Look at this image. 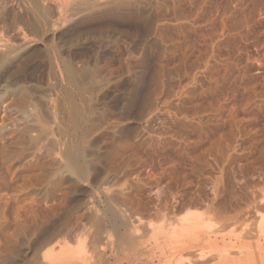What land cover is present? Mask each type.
<instances>
[{"label":"rangeland","instance_id":"374dc122","mask_svg":"<svg viewBox=\"0 0 264 264\" xmlns=\"http://www.w3.org/2000/svg\"><path fill=\"white\" fill-rule=\"evenodd\" d=\"M226 258L264 264V0H0V264Z\"/></svg>","mask_w":264,"mask_h":264},{"label":"bare ground","instance_id":"6f19581e","mask_svg":"<svg viewBox=\"0 0 264 264\" xmlns=\"http://www.w3.org/2000/svg\"><path fill=\"white\" fill-rule=\"evenodd\" d=\"M87 1H88V0H87ZM89 1H90V0H89ZM82 2H83V1H82ZM88 4H89V3H88ZM90 4H91V3H90ZM83 6H84V5H83ZM85 6H86V5H85ZM88 6H89V5H88ZM46 15H47V14H46ZM47 17H49V16H47ZM41 119H42V118H41ZM40 123H41V122H40ZM38 125H39V124H38ZM32 126H33V125H32ZM25 127H26V126H25ZM44 127H45V126H44ZM44 127H42V128H44ZM31 128H32V127H31ZM34 128H35V127H34ZM38 128L42 130V128H40L39 126H38ZM45 129H46V128H45ZM45 129H43V131H44ZM25 130H26V129H25ZM25 130H24V131H25ZM31 130H32V129H31ZM36 130H37V128H36ZM41 130H40V131H41ZM40 131H38V132H40ZM42 133H44V132L41 131L38 135H36V134H34V136L32 135V136H31V139H33L34 141H36V139H37V141H38L39 139H41V137H42ZM48 133H49V132H48ZM48 133H47V134H48ZM28 134H29V133H28ZM30 135H31V134H29L28 136L30 137ZM44 136H46V135H43V138H44ZM49 136H50V135H49ZM47 138H48V137H47ZM31 139H30V140H31ZM45 139H46V138H45ZM49 140H50V139H49ZM40 141H41V140H40ZM40 141H39V142H40ZM45 141H46V140H45ZM32 142H33V141H32ZM50 142H51V141H50ZM50 142H49V143H50ZM33 143H34V142H33ZM36 143H37V142H36ZM36 143H35V144H36ZM30 144H31V143H30ZM31 145H32V144H31ZM191 226H192V225H191ZM187 230H190V229H187ZM187 230H186V231H187ZM192 230H194V228H193ZM186 231H185V232H186ZM187 234H188V233H187ZM196 234H197V233H196L195 231H192V233L190 232V234H188V235L185 237V238H186V242H188V243L192 242V241L194 240V237L196 236ZM82 252H83V251H82ZM82 252H80V253H82ZM82 254H83V253H82ZM225 257H226V256H224V258H225ZM224 258H222V259H224ZM227 259H228V258H226V259L224 260V262H222L221 264H230V263L228 262Z\"/></svg>","mask_w":264,"mask_h":264}]
</instances>
